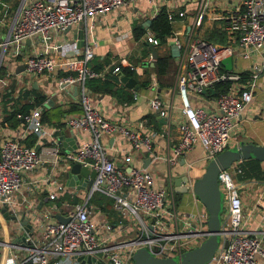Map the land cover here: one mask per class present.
I'll list each match as a JSON object with an SVG mask.
<instances>
[{
	"label": "built area",
	"instance_id": "built-area-1",
	"mask_svg": "<svg viewBox=\"0 0 264 264\" xmlns=\"http://www.w3.org/2000/svg\"><path fill=\"white\" fill-rule=\"evenodd\" d=\"M136 1L139 0H20L10 16L0 9V29L6 24L8 28L5 36L0 37V89L21 73L28 81L56 76L60 85H81L83 111L70 114L66 123L79 137L82 132L90 134L76 148L67 151L59 143L57 129L42 120L41 106L19 114L29 132L37 134V143L45 140L50 143L38 148L26 145L25 133L0 143V264H80L82 260V264H134L133 254L138 247H148L156 256L180 255L208 235L206 207L198 212L181 210L175 192L157 184L154 170L139 166L125 168L109 154L103 140L109 135L120 134L133 150L150 152L155 135L147 118L139 120L138 128L109 119L87 88L88 78H105L110 70L118 73V65L111 69L117 59L97 70L89 65L95 53L94 43L86 42L82 49L75 41L61 42L69 26H78L88 16L105 14ZM149 1L153 3L154 16L166 5L174 25L168 44L175 42L180 48L179 91L185 118L176 122L179 141L172 147L168 160L178 164L187 151L200 144L208 162L239 143L234 135L237 118L251 103L257 80L264 71V55L249 69L238 66L239 59L264 53V0H198L195 21L187 32L175 26L178 17L183 18L187 13L182 4H173L171 0ZM211 13H214L212 19L229 33L224 44L212 43L199 35L205 18ZM145 37L153 45L161 44L151 30H147ZM28 39L30 43L39 41L43 49L23 52ZM227 56L233 57L232 69L222 64ZM150 60L154 62L155 56L151 55ZM20 64L24 69L18 71ZM131 68L136 69V65L131 63ZM228 81L232 82L229 90L212 95L211 88L217 82ZM204 88H207L205 93ZM150 103L168 122L172 121L169 103L158 96L151 98ZM47 160L55 167L49 179L48 195L53 203L42 208L35 200H18L27 175ZM63 160L80 162L96 171L88 197L94 192L112 197L114 207L128 226L94 218L88 201L77 204L56 201L59 192L68 188L57 171ZM240 162L235 161L219 172L225 200L223 241L208 264H258L259 258L264 260V181L239 180ZM194 180L188 179V188L192 189ZM253 187L258 188L254 209L262 215L260 229L248 226L249 218L244 211L245 194ZM5 206L10 214L24 213L33 231L27 230L19 218H7L2 211ZM56 211L70 219L58 220L52 215ZM87 254L96 256V260L89 263L84 257ZM80 255L83 258L79 260Z\"/></svg>",
	"mask_w": 264,
	"mask_h": 264
},
{
	"label": "crops",
	"instance_id": "crops-1",
	"mask_svg": "<svg viewBox=\"0 0 264 264\" xmlns=\"http://www.w3.org/2000/svg\"><path fill=\"white\" fill-rule=\"evenodd\" d=\"M173 4L180 5L186 9V16L183 18L178 17L175 26L185 30L186 32L193 26L196 18V8L198 0H171ZM10 5V4H8ZM176 5V6H177ZM7 6V5H6ZM4 6V7H6ZM2 11L10 16V13L4 8ZM211 13L205 18L204 24L212 26L216 22L212 19ZM153 3L149 0H139L131 2L126 6L114 8L105 14H97L95 16H88L81 24L75 27H84L86 30V42L94 43V55L104 58L109 54L113 59L123 57H133L134 64L138 73L136 78L137 87H126L134 94V99L131 102H122L115 96L110 94H96L92 93L93 98L97 101L100 109L111 120L127 124L133 128L139 127V120L147 118L151 128L155 131L153 139V150L142 149L135 151L132 149L131 144L120 134L109 135L103 140L108 146L109 154L115 157L117 163L125 168L129 166L145 167L146 159L151 158L147 167L154 170L157 178V184L172 189L176 195L179 196L178 207L187 212H198L205 208L201 201L195 196L193 190L188 188L185 191L179 190L175 183L176 178L181 177L178 187H187L189 183L183 176H188V179L193 177V169L197 163H206L204 159V148L202 145L197 144L194 148L187 151L180 159L178 164H171L168 157L171 149L179 141V131L176 125L178 119L185 118L183 111L182 98L179 91L180 71L177 65V58L173 56L171 66L167 73L158 75L156 71L151 68L148 69L149 77L145 73L150 60V56H155L156 49L159 53L171 51V45L159 44L153 45L146 40L145 34L149 27L146 28L144 23L147 19L153 18ZM137 22L143 25L145 33L139 38H135L133 32V24ZM7 24L0 29V37L5 36L7 32ZM76 33L73 31L64 32L61 42L67 41L69 43L76 39ZM77 40H79L77 38ZM96 41V42H95ZM80 48L85 45L76 43ZM61 47V46H60ZM146 48L148 49L147 51ZM43 49L39 41H32L27 43L23 52L33 53ZM143 51L147 53H143ZM172 52V51H171ZM142 55V56H141ZM264 53H256L250 59H239V68L249 69V66L254 61L262 59ZM140 58V59H139ZM112 62V61H111ZM18 84L24 82L21 86L34 85L41 88L49 96L54 98L57 103L62 105L63 109H67L69 102L72 100L80 103V97L76 98L73 90L62 88L59 84L57 77H43L40 76L36 80L28 81L25 74L17 75L16 79H12ZM11 80V81H12ZM24 80V81H22ZM148 80L146 84L144 81ZM43 81V82H42ZM122 82V81H121ZM30 83V84H29ZM46 83V84H44ZM123 83V82H122ZM124 84V83H123ZM18 90V88H17ZM80 96V94H78ZM154 96H158L165 103L170 104V111L172 121H164L163 117L154 110L151 106L150 100ZM248 108L242 115L237 118V128L235 130V138L237 140H245L246 142L264 143V71L257 80V85L254 89V97ZM72 112H64L60 115L59 121L64 122L62 127L54 126L57 130V137L64 131L65 136L76 135L78 144L81 139H88L90 134L82 132V136H78L76 131L66 123V118ZM147 114H153L154 118L148 117ZM147 116V117H146ZM156 120V121H155ZM158 121V122H157ZM148 127L145 128L147 130ZM25 133V137L31 133L26 127L25 123H21L16 128L8 126L1 127L0 134L2 135L0 143L3 139L14 137L18 134ZM234 141V142H236ZM50 143L45 140L37 143L36 146L41 147L44 144ZM60 145L63 147L62 141L59 139ZM73 147V144L68 142L67 147ZM64 149V148H63ZM160 157L155 158L154 155ZM72 162H65L64 160L59 163L57 171H59V178L68 187L66 191L59 192L56 199L59 203L77 204L88 201L92 210L93 217L100 220H108L116 226H128L127 222L122 220L118 221V214L109 213L102 204L95 200V195L101 198L100 192H94L92 196L88 197L89 189H77L76 187L68 186L66 183V172L70 168ZM201 164V165H202ZM55 172V167L51 161H45L39 168L30 172L27 175V182L18 193V200L24 198L35 200L39 207L45 208L53 203L49 198V191L51 190L50 176ZM192 177V178H191ZM86 180V179H85ZM258 193V188L253 187L245 194L244 211L249 218V227L252 229L261 228L262 215L260 211L254 209V201ZM105 195V194H104ZM105 204V203H104ZM264 206V198L262 201ZM67 262V261H66ZM258 264H264V260L259 258Z\"/></svg>",
	"mask_w": 264,
	"mask_h": 264
},
{
	"label": "trees",
	"instance_id": "trees-1",
	"mask_svg": "<svg viewBox=\"0 0 264 264\" xmlns=\"http://www.w3.org/2000/svg\"><path fill=\"white\" fill-rule=\"evenodd\" d=\"M20 0H0V9H6L9 13L13 12L19 5ZM10 4V5H8ZM7 5V6H6ZM6 6V7H4ZM4 13V12H2ZM205 32V35H201L212 43L224 44L227 42L229 33L222 29L218 23L209 26ZM149 29L160 39L162 44L168 43L169 37L173 34L174 25L171 22L169 12L166 5H162L157 14L152 18V22ZM133 32L135 38H139L145 33L143 25L135 22L133 24ZM148 49L146 48L145 51ZM143 51V53H147ZM154 64H149L145 73L149 77V70L156 71L158 75H163L168 72L173 55L170 50L159 53L156 49ZM142 56V55H141ZM140 59V58H139ZM133 57L118 58L116 64L111 66V69L118 65L120 71L127 76L137 77L138 73L136 69L131 68V63H134ZM112 58L107 54L104 58L94 55L89 60V65L94 69L101 70L110 62ZM3 73V72H1ZM65 73V72H63ZM243 74L246 76L248 73L245 71ZM246 78V77H244ZM148 80L144 81L146 84ZM232 82H217L215 84V92L212 95H218L221 92H225L230 89ZM87 88L96 94H110L115 96L122 102H131L134 99V94L121 82V77L118 73H114L111 70L108 72L105 78L93 77L86 80ZM48 100V104L46 103ZM36 106L42 107V120L49 125L62 127L64 122L59 121L60 115L64 112L81 113L83 107L81 102L71 101L67 109H63L62 105L57 103L54 98L49 96L41 88L35 87L34 85L21 86L17 90V83L12 80L6 87L0 89V129L1 127L16 128L21 123H25L23 117L19 114H25L31 111ZM147 116L154 118L153 114H147ZM146 116V117H147ZM156 121V120H155ZM158 122V121H157ZM38 136L36 133H29L23 142L26 145L33 146L37 145ZM241 172L238 174V179L255 178L264 181V163L257 158H245L240 162ZM101 198L95 195V200L102 204L103 207L109 212L118 214V221H127L119 210L114 207V199L110 196L101 194ZM176 200H179V196H176ZM59 203V202H58ZM105 203V204H104Z\"/></svg>",
	"mask_w": 264,
	"mask_h": 264
},
{
	"label": "water",
	"instance_id": "water-1",
	"mask_svg": "<svg viewBox=\"0 0 264 264\" xmlns=\"http://www.w3.org/2000/svg\"><path fill=\"white\" fill-rule=\"evenodd\" d=\"M152 22V19L149 18L145 21L144 26L148 28ZM73 31L76 36V39L72 40V42L79 43L80 45H84L86 43V30L84 27H72L69 26L66 29V32ZM77 38L79 40H77ZM30 39L27 40V43H30ZM171 51L172 55L176 58L180 55V48L175 42H171ZM154 64V62H150ZM222 64L227 69L233 68V57L227 56L222 60ZM24 69V65L20 64L18 66V71ZM118 75L121 77V81L129 88L137 87L136 78L124 75L121 71L118 72ZM62 87L73 90L74 95L79 98L78 94H80L82 90V86L79 84H67L63 83ZM207 88H204L202 92H206ZM211 92H215V88H211ZM48 104V102H46ZM161 116V115H160ZM164 121H167V118L163 117ZM59 139L63 143V148L65 150H71L78 146V142L76 140V135L65 136L64 131L59 136ZM73 144V147L68 145ZM38 148V146H36ZM257 158L264 163V143H255V142H246L245 140H240L239 143L230 146L224 151L220 152L209 160L206 164L204 172L201 176L195 178L192 184V190L195 196L201 201V203L206 207L209 213L208 219V235L198 244L197 246L185 250L180 255L174 256H156L148 247L141 246L138 247L134 254V264H208L214 255L216 249L222 243V221H223V213L225 211V200H224V192L220 188L219 184V172L221 169L230 167L233 162L242 160L245 158ZM151 158L146 159L145 167H147ZM96 171L90 168L87 165H83L80 162H74L71 164L70 168L66 172V183L68 186L76 187L77 189H91L94 179H95ZM184 179L188 181V176H183ZM86 179V180H85ZM181 181V177L176 178L175 183L177 184V188L179 190L185 191L188 189L187 187H178ZM4 215L7 218H11L14 220L20 219V222L25 226L27 230L30 232L33 231V225L29 221V218H25V214L23 213L21 216L17 214H10L7 206L2 208ZM52 215L56 217L58 220L67 221L70 219V216H65L62 212L56 211L53 212ZM151 227V226H150ZM228 241H224V245H227ZM89 263L96 260V256L87 254L84 256ZM83 258L81 255L77 256V259ZM100 262V260H97ZM84 260L80 264H82Z\"/></svg>",
	"mask_w": 264,
	"mask_h": 264
},
{
	"label": "rangeland",
	"instance_id": "rangeland-1",
	"mask_svg": "<svg viewBox=\"0 0 264 264\" xmlns=\"http://www.w3.org/2000/svg\"><path fill=\"white\" fill-rule=\"evenodd\" d=\"M210 25H206V24H204L200 29H199V35H205V32H206V30L208 29V28H210L209 27ZM237 52V51H236ZM176 66H178V63H177V65ZM22 81H24V80H22ZM9 82V81H8ZM11 82V81H10ZM9 82V83H10ZM25 82V81H24ZM24 82H20L19 84H18V86H17V88H19V86L20 85H22V84H25ZM43 82V81H42ZM30 84V83H29ZM44 84H46V83H44ZM2 135L0 134V139L2 138L1 137ZM202 163H197V165L195 164V167H194V169H193V177H194V179L196 178V177H198V176H201V174L204 172V170H205V167H206V164H207V162L206 163H204V164H202ZM177 196V195H176ZM227 204V203H226ZM199 243V242H198Z\"/></svg>",
	"mask_w": 264,
	"mask_h": 264
}]
</instances>
